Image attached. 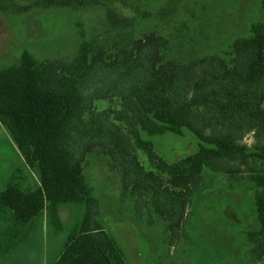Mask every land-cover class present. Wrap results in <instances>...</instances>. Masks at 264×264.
I'll return each mask as SVG.
<instances>
[{
	"label": "trees",
	"instance_id": "obj_1",
	"mask_svg": "<svg viewBox=\"0 0 264 264\" xmlns=\"http://www.w3.org/2000/svg\"><path fill=\"white\" fill-rule=\"evenodd\" d=\"M108 0H0V12L20 15L35 7L82 9ZM264 10V0H260ZM114 26L128 18L109 10ZM82 41L70 60H40L30 50L0 67V124L24 165L0 190V255L13 252L46 215L50 238L64 237L48 264H129L116 237L98 219L99 202L85 173L96 148L122 173V196L144 200L167 221L172 241L183 227L190 201L204 190L207 170L247 172L256 187V227L247 231L256 264H264V22L218 54L177 63L165 60L169 40L157 31L127 49ZM118 96L113 118L94 110L96 100ZM87 114H91L86 118ZM194 134L198 150L177 161L160 156L150 136ZM253 133L255 144H242ZM142 149L154 168L147 167ZM37 176L38 183L30 184ZM62 206L78 207L66 226Z\"/></svg>",
	"mask_w": 264,
	"mask_h": 264
},
{
	"label": "rangeland",
	"instance_id": "obj_2",
	"mask_svg": "<svg viewBox=\"0 0 264 264\" xmlns=\"http://www.w3.org/2000/svg\"><path fill=\"white\" fill-rule=\"evenodd\" d=\"M28 4L33 0H18ZM128 18V25L114 26L108 12ZM264 22L260 0H108L82 9L35 7L24 14L0 12V67L14 63L24 50L40 60H70L83 40L95 46L127 49L149 31L169 40L165 60L185 63L209 54L229 59L235 39L249 34L250 26ZM94 110L108 113L121 108L118 96L96 100ZM91 114H87L89 118ZM160 156L173 162L195 153L199 139L192 133H166L150 136ZM242 144L253 147L255 138L248 133ZM147 167L154 168L147 154L137 149ZM23 158L0 124V190ZM85 173L99 202L98 219L116 237L129 264H256L247 231L256 227V187L247 172L226 175L207 170L204 190L190 201L181 233L172 241L165 221L151 203L122 196L121 169L100 147L87 157ZM30 184L37 185L32 173ZM61 214L70 226L79 214L78 207L62 206ZM64 233L50 238L46 215L39 219L29 237L0 264H48V255L60 245Z\"/></svg>",
	"mask_w": 264,
	"mask_h": 264
}]
</instances>
